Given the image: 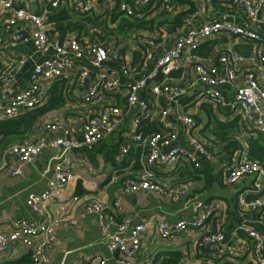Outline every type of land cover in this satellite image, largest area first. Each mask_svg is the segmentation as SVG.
Segmentation results:
<instances>
[{
	"label": "built area",
	"instance_id": "built-area-1",
	"mask_svg": "<svg viewBox=\"0 0 264 264\" xmlns=\"http://www.w3.org/2000/svg\"><path fill=\"white\" fill-rule=\"evenodd\" d=\"M175 0H0V18L9 29L26 31L35 52L46 58L34 66L30 83L6 99L0 119L17 118L44 106L48 88L60 80H68L82 88L79 113L74 127H67L61 114L46 116L44 137L12 144L0 162V176L7 169L13 176L21 175V166L35 164L46 150L58 151L53 158V177L46 189L30 194L27 205L42 223L16 220L11 232L0 230V257L13 245H21L31 253L30 264H50L51 252L58 245L59 219H52L49 202L76 179L73 153L93 149L120 134L122 143L115 161L122 163L132 147L143 149L137 177L126 175L118 199L111 206L92 202L85 214L96 218L115 264H134V259L149 230L148 222L134 223L119 219L122 198L139 193H152L169 201L186 196L191 186L178 183L164 187L156 179L157 165L169 168L181 160L201 170L215 153L201 140L203 124L189 114H182L183 99L191 92L198 100L214 105L220 112L237 115L254 137H264V0H230L229 13H218L214 0L200 1L213 17L206 21L191 19L181 26L159 27L154 32L116 33L120 20L157 19L175 11ZM37 7L32 9L31 4ZM76 10L81 17L97 16L102 28H91L87 34L69 33L62 36L48 22L49 17L63 8ZM118 16L115 21L112 17ZM106 29V30H104ZM222 36L235 37L249 44L247 56L215 48L214 59L199 55L203 43ZM25 60L9 61L0 69V96L24 66ZM184 73L177 81L172 75ZM173 117L174 119H171ZM156 123L158 132H143V125ZM178 124V125H177ZM62 133L58 137L56 134ZM166 149H169L166 151ZM7 158L16 159L18 166L8 165ZM115 173L111 183L119 181ZM252 176L259 189L264 183V166L258 162H234L226 168L224 182L234 186ZM245 209L260 213L264 224V199L240 200ZM215 206L194 219L175 223L159 220L155 234L169 240L189 230H202ZM248 235L254 244L253 264H264V238L257 231ZM206 245L225 241L221 231L205 233ZM91 264V257L84 258Z\"/></svg>",
	"mask_w": 264,
	"mask_h": 264
},
{
	"label": "crops",
	"instance_id": "crops-1",
	"mask_svg": "<svg viewBox=\"0 0 264 264\" xmlns=\"http://www.w3.org/2000/svg\"><path fill=\"white\" fill-rule=\"evenodd\" d=\"M229 1L214 0L217 12H221V15L229 13L226 6L223 10L221 7ZM191 2L192 6L175 0V11L165 17L175 18L189 12L190 14H187L179 26L186 20L201 18L205 22L209 17H213L202 2ZM31 6L32 9H37L34 3ZM170 21L173 22L172 19ZM21 32L26 31L9 29L6 19L0 18V63L25 60L24 66L16 73L13 81L5 87L0 96L3 97L0 102V111L7 98L29 85L34 66L46 58V55L35 52L28 34L24 39ZM17 34L19 35L16 39ZM215 48L244 56L249 54L248 43H242L230 36H222L203 43L198 54L215 60ZM183 76L184 73L173 74L172 81L180 80ZM62 81H57L48 88L43 107L52 97V88ZM66 82L63 94L64 103L56 112L62 115L67 127L71 128L76 124L82 88L75 84L72 85L70 81L66 80ZM198 99L195 92L189 93L183 99L182 114H189L203 124L204 127L199 134L200 138L211 139L206 142L210 150L215 153V159L204 163L195 180L183 182L191 186L190 191L176 201L172 202L152 193H139L122 198V213L119 219L129 218L134 223H149V230L134 259V264H163L172 259L170 255L173 253L179 254L180 259L177 264H253L251 250L254 241L248 232L257 231L264 238V224L261 222L260 213L245 209L240 202V200L251 202L264 199V183L258 189L254 177L248 176L234 186H227L223 179L228 166L234 162L249 161L245 133L252 132L241 122L246 128L238 138L242 148L233 152L225 151L224 144L217 141L212 134L213 123L219 121V123L227 124L231 121V115L220 112L211 103ZM48 115L40 120L28 141L44 137V123ZM171 119L174 118L171 117ZM150 125L160 130L156 123H146L143 127H150ZM56 135L60 137L62 133ZM122 140L118 133L93 149H82L73 153L75 160L73 171L76 179L48 205L51 218L59 219L61 223L57 231L58 245L51 252L50 264H89L84 261L87 257L92 258L91 264H100V259H111L112 256L107 249V243L102 236L99 224L95 217L85 214V206L92 202H101L111 206L118 199V194L123 187V178L126 175L137 177L142 173L140 160L143 149L141 147L135 145L132 147L129 155L134 153V157L128 155L122 163L115 161L114 158ZM4 153L5 150L0 152V162L3 161ZM59 154L58 151L46 150L35 164L22 165L21 175L13 176L9 169L1 174L0 230L11 232V223L16 220H25L30 223H42L45 220L44 217L37 216L31 211L27 205V198L30 194L40 193L46 189L49 179L53 177V158ZM7 160L10 168L18 166L16 159L7 158ZM127 160L128 165L123 166ZM187 166L194 170L185 160H181L175 168L162 164L157 165L156 179L164 187H171L180 183L178 182L180 181L179 175ZM115 173L121 175V179L116 183H111V178ZM211 206H215V211L202 230L191 229L169 240L156 236L155 226L159 220L175 223L181 219H194ZM217 230L224 234L225 241L220 245L204 244L202 236L205 233H215ZM28 253H30L29 250L21 245H13L0 257V264L21 259ZM107 264L115 263L113 260Z\"/></svg>",
	"mask_w": 264,
	"mask_h": 264
},
{
	"label": "trees",
	"instance_id": "trees-1",
	"mask_svg": "<svg viewBox=\"0 0 264 264\" xmlns=\"http://www.w3.org/2000/svg\"><path fill=\"white\" fill-rule=\"evenodd\" d=\"M180 3H188L192 6L190 0H179ZM227 7L229 9V4L221 5L223 8ZM193 8L190 12H192ZM189 12L183 13L175 18H166L168 14H161L157 19L147 20V19H127L122 18L120 20L118 29L116 33L123 35H128L136 32H154L158 30L159 27L170 26L176 27L187 17ZM171 15V14H170ZM173 15V14H172ZM118 16L112 17V21H115ZM170 19L173 20L170 21ZM100 18L97 16L83 18L81 15L74 9L63 8L55 12L54 15L49 17L48 22L51 26L61 33L64 37L70 32L73 34L84 35L87 34L91 28H102L103 24H107V21L100 23ZM91 26V27H89ZM106 30V29H104ZM2 64L0 63V69ZM68 81V80H67ZM66 80H63L61 83L56 84L52 89V97L49 103L43 107L36 110L25 113L17 118L11 119H0V152H3L12 144L22 143L28 141L34 133L35 127L40 122V120L50 113L56 112L64 103L63 94L64 89H66ZM214 128L212 134L217 141H220L224 144L225 151L233 152L236 149H241L242 145L239 141V137L243 134V130L246 128L243 126L239 118L231 120L229 123H219L215 121L213 123ZM156 131L158 128L154 125L150 127H143V132ZM206 145V140H211L210 138L201 139ZM245 142L248 149V160L251 162H258L264 166V137H254L251 133H245ZM115 148V147H114ZM118 150H116L117 152ZM129 156L134 157V153ZM129 161H125L123 166H127ZM200 170L191 169L187 166L184 171L179 175L178 182L183 183L187 181H193L197 178V175L200 173ZM124 182V178L122 180ZM121 181V183H122ZM172 259L165 261L163 264H177L179 261V254L173 253L170 255ZM31 253H28L26 256L21 259L7 262L6 264H30Z\"/></svg>",
	"mask_w": 264,
	"mask_h": 264
},
{
	"label": "water",
	"instance_id": "water-1",
	"mask_svg": "<svg viewBox=\"0 0 264 264\" xmlns=\"http://www.w3.org/2000/svg\"><path fill=\"white\" fill-rule=\"evenodd\" d=\"M23 35H24V39L25 38H27V32H21ZM19 34H17L15 37H16V39H17V36H18ZM23 38V37H22ZM2 100H3V97H0V102H2ZM43 221V220H42Z\"/></svg>",
	"mask_w": 264,
	"mask_h": 264
},
{
	"label": "rangeland",
	"instance_id": "rangeland-1",
	"mask_svg": "<svg viewBox=\"0 0 264 264\" xmlns=\"http://www.w3.org/2000/svg\"><path fill=\"white\" fill-rule=\"evenodd\" d=\"M89 27H91V26H89ZM237 115H238V113H237L236 115L231 116V117H230V120H234V119L237 117ZM226 119H227V118H226ZM7 149H8V148H7ZM7 149H6V150H7ZM6 150H5V151H6ZM107 150H108V149H106V151H107Z\"/></svg>",
	"mask_w": 264,
	"mask_h": 264
}]
</instances>
